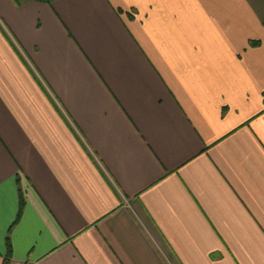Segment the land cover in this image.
Masks as SVG:
<instances>
[{
	"label": "crops",
	"instance_id": "0c3cea01",
	"mask_svg": "<svg viewBox=\"0 0 264 264\" xmlns=\"http://www.w3.org/2000/svg\"><path fill=\"white\" fill-rule=\"evenodd\" d=\"M5 263L264 264V0H0Z\"/></svg>",
	"mask_w": 264,
	"mask_h": 264
},
{
	"label": "trees",
	"instance_id": "16d2710c",
	"mask_svg": "<svg viewBox=\"0 0 264 264\" xmlns=\"http://www.w3.org/2000/svg\"><path fill=\"white\" fill-rule=\"evenodd\" d=\"M46 2L50 3V0H46ZM252 46L256 47V46H259V44L253 43ZM23 206H24V203L22 201L21 202V208H20V214L23 212V208H24ZM5 264H7V263H5Z\"/></svg>",
	"mask_w": 264,
	"mask_h": 264
},
{
	"label": "rangeland",
	"instance_id": "374dc122",
	"mask_svg": "<svg viewBox=\"0 0 264 264\" xmlns=\"http://www.w3.org/2000/svg\"><path fill=\"white\" fill-rule=\"evenodd\" d=\"M24 1H26V0H24Z\"/></svg>",
	"mask_w": 264,
	"mask_h": 264
}]
</instances>
